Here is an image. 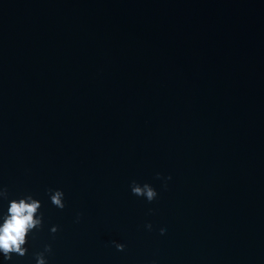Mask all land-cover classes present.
<instances>
[{
    "label": "water",
    "instance_id": "1",
    "mask_svg": "<svg viewBox=\"0 0 264 264\" xmlns=\"http://www.w3.org/2000/svg\"><path fill=\"white\" fill-rule=\"evenodd\" d=\"M0 189V264H264V0H0Z\"/></svg>",
    "mask_w": 264,
    "mask_h": 264
},
{
    "label": "clouds",
    "instance_id": "2",
    "mask_svg": "<svg viewBox=\"0 0 264 264\" xmlns=\"http://www.w3.org/2000/svg\"><path fill=\"white\" fill-rule=\"evenodd\" d=\"M157 179H161L160 173L156 174ZM165 182L171 177H164ZM131 193L137 197H144L149 203L155 200L158 196L157 191L148 183L140 185L133 180L130 185ZM51 203L63 209L64 193L60 189H48ZM0 199H7V190L0 189ZM41 203L34 199L31 195H25L19 199H12L8 202L7 211L0 215V254L4 260L12 259L13 254L23 257L27 254V238L34 230H39L42 227V213H40ZM151 229V225H146ZM57 227L53 226L50 231L55 233ZM165 229H160V235H163ZM117 250H123L124 245L112 242ZM51 245H45L42 252L35 253L36 264H46V253H51Z\"/></svg>",
    "mask_w": 264,
    "mask_h": 264
}]
</instances>
